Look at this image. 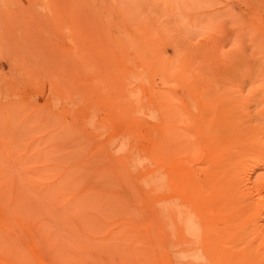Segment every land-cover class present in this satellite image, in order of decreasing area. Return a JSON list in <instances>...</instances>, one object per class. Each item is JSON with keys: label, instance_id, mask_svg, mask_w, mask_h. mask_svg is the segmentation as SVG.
Listing matches in <instances>:
<instances>
[{"label": "rangeland", "instance_id": "1", "mask_svg": "<svg viewBox=\"0 0 264 264\" xmlns=\"http://www.w3.org/2000/svg\"><path fill=\"white\" fill-rule=\"evenodd\" d=\"M215 98H221L219 103ZM262 101L264 0H0V218L22 216L39 226L40 243L46 246L50 239L47 247L42 245V257L63 258L55 259L58 264H264V166L257 150L251 160L242 148L245 130L255 129L253 120L263 117ZM237 108L244 119L237 117ZM257 127L254 134L262 129ZM202 129L211 136L205 137ZM224 133L227 138L233 133L238 149L235 138L226 139ZM197 135L203 138L195 140ZM217 135L218 141L212 137ZM241 148L247 160H234ZM151 149L159 154L152 155ZM226 153L230 157L224 159ZM235 167L247 172L241 173L243 180L237 177L241 184L233 181L242 188L227 175ZM250 173L256 177L248 189ZM215 185L224 198L232 188H247L252 199L238 189L232 193L241 198L224 199L218 191L216 198ZM205 187L209 199L201 197L207 195ZM218 199L224 207L211 203ZM3 231L2 261L8 257L10 264H37L25 243H18L16 231Z\"/></svg>", "mask_w": 264, "mask_h": 264}, {"label": "bare ground", "instance_id": "2", "mask_svg": "<svg viewBox=\"0 0 264 264\" xmlns=\"http://www.w3.org/2000/svg\"><path fill=\"white\" fill-rule=\"evenodd\" d=\"M43 7L46 9L45 5H44ZM43 7H42V8H43ZM76 10H78V9H76ZM40 12H41V11H40ZM46 12H48V11H46ZM118 13H119V12H118ZM78 17H79V15H78ZM133 21H134V20H133ZM78 22H79V19H78ZM134 22H135V21H134ZM134 22H132V23H134ZM128 23H129V22H128ZM75 24H77V23L75 22ZM78 24H79V23H78ZM136 25H137V24H136ZM78 26H79V25H78ZM78 26L76 25L77 28H78ZM133 27H134V26H133ZM135 27H136V26H135ZM138 27H139V26H137V28H138ZM79 28H80V27H79ZM79 28H78V29H79ZM129 28H130V27H129ZM146 28H147V26H146ZM134 29H135V28H134ZM78 34H79V33H78ZM80 34H81V33H80ZM80 36H81V35H80ZM145 36H146V33H145ZM77 37H78V36H77ZM126 38H127V37H126ZM148 38H149V37H148ZM148 38H147V40H148ZM150 38H152V39H150ZM150 38H149L150 42H149V40H148V42H149V43H152L153 37H150ZM155 38H156V37H154V39H155ZM80 39H82V37H81ZM84 39H85V38H84ZM137 40H138V39H136V42H137ZM145 40H146V39H145ZM156 40H157V39H156ZM77 41H78V38H77ZM77 41H76V42H77ZM126 42H127V41H126ZM146 42H147V41H146ZM146 42L144 41L145 44H146ZM157 42H158V41H157ZM145 44H143V45H145ZM121 45H122V43H121ZM149 45H150V44H149ZM149 45H148V46H149ZM119 46H120V45H119ZM119 46H118V47H119ZM125 47H127V45H126ZM136 47H137V46H136ZM145 48H146V47H145ZM145 48H144V49H145ZM148 48H149V47H148ZM110 49H111V48H110ZM135 49H136V48H135ZM121 51H123V50H121ZM130 53H131V52H130ZM135 53H136V52H135ZM159 53H160V52H159ZM121 54H122V53H121ZM126 54H127V53H126ZM128 54H129V53H128ZM128 54H127V55H128ZM123 55H124V54H122V56H123ZM161 55H162V54H161ZM104 56H105V54H104ZM125 56H126V55H125ZM139 56H141V55H139ZM144 56H145V54H144ZM89 57H90V56H89ZM101 57H103V56L101 55ZM120 57H121V56H120ZM106 58H107V57H106ZM121 58H122V57H121ZM139 58H140V57H139ZM145 58H146V57H145ZM82 59H83V58H82ZM161 59H162V58H161ZM227 59H228V58H227ZM91 60H92V58H91ZM91 60H90V58H89V61H91ZM97 60H98V59H97ZM157 61H159V60H156V62H157ZM164 61H165V60H164ZM233 61H234V59H233ZM80 62H81V61H80ZM80 62H79V63H80ZM87 62H88V61H87ZM118 62H119V61H118ZM136 62H137V61H136ZM83 63H84V62H83ZM83 63H82V64H83ZM166 63H167V62H166ZM92 64H93V63H92ZM149 64H150V63H149ZM149 64H148V65H149ZM151 64H152V63H151ZM230 64H233V63H230ZM239 64H240V63H239ZM239 64H238V66H239ZM90 65H91V64H90ZM98 65L100 66V64H98ZM132 65H133V64H132ZM165 65H166V64H165ZM169 65H170V64H168V66H169ZM233 65H234V64H233ZM236 65H237V64H236ZM88 66H89V64H88ZM88 66H87V68H88ZM106 66H107V65H105V64L103 65L104 68H105ZM109 66H110V65H109ZM111 66H112V65H111ZM78 67H79V66H78ZM83 67H85V66L83 65ZM90 67H91V66H90ZM92 67H94V66H92ZM145 67H146L145 69H147L148 67L150 68V66L147 67L146 64H145ZM157 67H158V66H157ZM163 67H165V66H163ZM163 67H162V69H163ZM233 67H234V66H233ZM101 68H102V67H101ZM237 68H238V67H237ZM142 69H143V68H142ZM151 69H153V67H152ZM154 69H155V68H154ZM154 69H153V71H154ZM171 69H172V68H171V65H170V70H171ZM235 69H236V68H235ZM156 70H157V72H158V71H162V70H160V69L158 70L157 68H156ZM179 70H180V68H179ZM237 70H238V69H237ZM147 71H148V70H147ZM164 71H165V68H164ZM171 71H172V70H171ZM182 71H183V70H182ZM182 71H181L180 73H182ZM168 72H169V71H166V73L163 72V74H168ZM184 72H185V71H184ZM184 72H183V73H184ZM234 72H235V71H234ZM158 73H159V72H158ZM171 73H172V72H171ZM236 73H237V71H236ZM122 74H123V73H122ZM163 74H162V75H163ZM174 74L177 75V73H174ZM184 74H185V73H184ZM184 74L182 75L183 77H184ZM145 75H146V74H145ZM185 75H186V74H185ZM247 75H248V74H247ZM248 76H249V75H248ZM152 77H153V76H152ZM163 77H164V76H162L161 79H162ZM164 78H165V77H164ZM164 78H163V79H164ZM168 78H170V77H168ZM178 78H180V77H178ZM117 79H118V78H117ZM155 79H157V77H155ZM173 79H174V78H173ZM165 80H167V79H165ZM165 80H164V81H165ZM174 80H175V79H174ZM183 80H184V79H183ZM185 80H186V79H185ZM162 81H163V80H162ZM177 81H178V79H177ZM186 81H187V80H186ZM193 82H195V81H193ZM119 83H122V82H119ZM165 83H166V81H165ZM184 83H185V81H184ZM186 83L189 84V85H192V84H193V83L190 84V83H188V82H186ZM186 83H185V84H186ZM118 85H119V84H118ZM189 85H188V87H189ZM196 85H198V87L201 86V85L199 86L198 83H197ZM261 86H263V85H261ZM116 87H117V81H116ZM121 87H122V86H121ZM192 87H193V85H192ZM194 87H195V86H194ZM202 87H203V86H202ZM224 87H226V86H224ZM224 87H223V88H224ZM209 88L211 89V87H209ZM209 88H206V89H209ZM240 88H242V87H239L238 90H239ZM258 88H261V87H258ZM206 89H205V91H206ZM214 89H215V88H214ZM229 89H231L230 91H232V88L227 86V91H228ZM253 89H254V88H253ZM262 89H263V88H262ZM213 91H214V90H213ZM219 91H220V90H219ZM221 91H226V90H223V89H222ZM242 91H243V90H242ZM242 91H241L240 93H242ZM154 92H155V90H154ZM209 92H210V91H209ZM255 92H257V88H256V91H255ZM259 92H260V91H259ZM259 92H257V93H259ZM207 93H208V91H207ZM245 93H246V92H245ZM155 94H158V93H155ZM217 94H218V93H217ZM254 94H256V93H254ZM261 94H262V93H261ZM79 95H80V94H79ZM158 95H159V94H158ZM219 95H221V94H219ZM223 95L227 96V94H223ZM258 95H259V94H256L257 97H259ZM160 96H161V95H160ZM204 96H205V95H204ZM212 96H213V95H212ZM239 96H240V95H239ZM239 96H238V97H239ZM244 96H245V94H244ZM244 96H242V98H243ZM246 96H247V95H246ZM256 96H255V97H256ZM261 96H262V95H261ZM206 97H207V96H205L204 99H203V98L200 99L201 97L199 96V99H200V100H205ZM221 97H222V96H221ZM230 97L232 98V96L229 95V98H230ZM234 97H236V96L234 95ZM257 97H256V98H257ZM155 98H156V97H155ZM155 98H154V99H155ZM239 98H240V97H239ZM239 98H238V99H239ZM159 99H162V98L160 97ZM215 99L218 100V98H215ZM220 99H221V98H219V100H220ZM222 99H223V98H222ZM244 99H245V100H248L246 97H245ZM244 99H243V100H244ZM249 99H250V98H249ZM219 100H218V103H219ZM231 100H232V99H231ZM245 100H244V101H245ZM258 100H259V99H258ZM157 101H158V100H157ZM206 101H207V100H206ZM206 101H205V102H206ZM210 101H212V100H210ZM249 101H250V100H249ZM251 101H252V100H251ZM253 101H255V99H254ZM159 102H160V101H159ZM214 102H215V100H214ZM220 102H221V101H220ZM241 102H242V101H241ZM262 102H263V101H262ZM138 103H139V102H138ZM156 103H157V102H156ZM202 103H203V102H202ZM202 103H201V104H202ZM209 103H210V102H209ZM228 103H230V102H228ZM228 103H227V105L225 104V107L228 106ZM238 103H239V102H238ZM243 103H247V102H243ZM263 103H264V102H263ZM263 103H262V104H263ZM157 104H158V103H157ZM160 104H161V103H160ZM207 104H208V103H207ZM212 104H213V102H211V105H212ZM239 104H240V103H239ZM241 104H242V103H241ZM138 105H139V104H138ZM162 105L164 106V104H162ZM162 105H161V106H162ZM165 105H166V104H165ZM203 105H205V104L203 103ZM213 105H214V104H213ZM158 106H159V105H158ZM163 106H162V107H163ZM206 106H207V105H206ZM214 106H215V105H214ZM217 107H218V106H217ZM164 108H165V106H164ZM206 108H207V107H206ZM212 108H213V107H212ZM215 108H216V107H214L213 109L215 110ZM221 108H222V105H221ZM223 108H224V105H223ZM223 108L220 109V110H223ZM229 108H230V107H229ZM263 108H264V107H263ZM140 109H141V107H140ZM161 109H162V108H161ZM161 109H160V110H161ZM218 109H219V108H218ZM226 109H227V110H226ZM226 109H225V111L228 112V108H226ZM234 109H235V107H233L232 110L230 109L231 112H232ZM238 109H239V108H237V110H238ZM230 110H229V111H230ZM239 110H241V109H239ZM239 110H238L237 113H236V114L238 115L237 117H241V116H242V115H241V116L239 115ZM138 111H139V110H138ZM234 111H235V110H234ZM139 112H140V111H139ZM213 112H214V111H213ZM222 112H223V111H222ZM235 112H236V111H235ZM228 113L233 115V112H232V113L228 112ZM134 114H135V113H134ZM164 114H165V112H164ZM209 114H210V113H209ZM209 114H208V115H209ZM240 114H242V113H240ZM205 115H207V113H206ZM214 115H215V114H212V116H211V115H210V116H211V117H214ZM219 115L221 116V117L219 116L220 119H225V116L223 117L221 114H219ZM259 115H260V113H259ZM217 116H218V115H217ZM262 116H263V117L261 118V121L263 120L262 122L264 123V114H263ZM164 117H165V116H164ZM166 117H167V116H166ZM243 117H244V116H242V118H243ZM246 117H247V115H246ZM249 117H250V116H249ZM259 117H260V116H259ZM226 118H227V117H226ZM231 118H232V117H231ZM231 118H230V119H231ZM257 118H258V117H257ZM147 119H148V118H147ZM230 119L227 118L226 120L229 121ZM232 119H234V118H232ZM232 119H231V120H232ZM236 119H237V118H236ZM236 119H235V121H236ZM239 119H240V121H242L244 118H243L242 120H241V118H239ZM246 119H248V118H246ZM250 119H251V118H250ZM258 119H259V118H258ZM168 120L170 121L171 119H168ZM214 120H215V119H214ZM248 120H249V119H248ZM166 121H167V120H166ZM169 121H168V122H169ZM199 121H200V120H199ZM206 121H207V120H206ZM243 121H244V120H243ZM261 121H260V120H255V121L253 120V122H255V123H253V124H256V122H257V126L262 125V129H263L264 126H263V124H262ZM164 122H165V121H164ZM223 122H224V121H223ZM229 122H230V121H229ZM250 122H251V123H250ZM258 122H259V123H258ZM260 122H261V123H260ZM208 123H209V121H208ZM244 123H245V122H244ZM249 123L252 124V119H251V121L249 120ZM93 124H94V123H93ZM200 124H201V122H200ZM209 124H210V123H209ZM217 124H218V122H217ZM238 124H239V123H238ZM258 124H259V125H258ZM164 125H165V124H164ZM207 125H208V124H207ZM212 125H213V124H212ZM202 126H203V125L201 124V127H202ZM204 126L206 127V129L208 128V126H206V125H204ZM233 126H234V125H232V127H233ZM235 126H236V125H235ZM240 126H241V125H240ZM257 126H256V127L254 126V127H255V129H257V131H258V127H257ZM201 127H200V131H201ZM211 127L213 128V126H211ZM211 127H210V129H211ZM214 127H216L215 124H214ZM217 127H218V126H217ZM222 127H223V126H222ZM227 127H228V126H227ZM162 128H163V127H162ZM202 128H203V127H202ZM218 128H219V127H218ZM238 128H240L239 125H238V127H237L236 129H238ZM242 128H243V127H242ZM244 128H245V127H244ZM214 129H215V128H214ZM216 129H217V128H216ZM216 129H215V130H216ZM220 129H221V127H220ZM229 129H231V128L229 127ZM232 129H233V128H232ZM255 129H251V127H250L249 130H245V131H248V133L245 132V133H246V137L248 136V139H247V141H246L247 144H246V143H243V142H242V143H243L244 145H247V146H244V145L242 144V148L245 149L246 151H249V153L251 154L250 158L252 157L251 160H252L253 158H255V156H256V155H255V156H252V153H253L254 151L257 150L256 152H258V153H256V152H254V153H256L257 156H261V158H260V157H257V158H260V159L262 160V161L260 160V161H261L260 164H261L262 167H263V166H264V162H263V161H264V140L262 139V137L260 138V136H261L260 134L263 135V131H262L261 128H259V130H260V131H259V134H254L253 131H254ZM162 130L164 131V129H162ZM217 130H218V129H217ZM252 130H253V131H252ZM163 131H162V133L164 134ZM167 131L169 132V130H167ZM212 131H213V130H212ZM238 131L240 132L241 130L238 129ZM255 131H256V130H255ZM257 131H256V132H257ZM168 132H165V134L168 133ZM203 132H204L205 135L203 134ZM213 132H214V131H213ZM219 132H220V131H218V133H219ZM242 132H243V130H242ZM227 133H228V132L226 131V134H227ZM194 134H195V133H194ZM202 134L206 137V134H209V133H208V132H205V131L202 129ZM228 134H229V133H228ZM230 134H231V135H230V138H231V139H234L235 136H234L233 138L231 137L233 133H230ZM168 135H169V134H168ZM209 135H210V134H209ZM224 135H225V133H224ZM238 135H240V133H237V134H236V137H237ZM242 135H243V134H242ZM242 135H241V136H242ZM259 135H260V136H259ZM195 136H196V135H195ZM197 136H198V135H197ZM210 136H211V135H210ZM210 136H209V137H210ZM219 136H220V135H219ZM228 136H229V135H228ZM228 136L225 135L226 139H230V138H227ZM244 136H245V135H244ZM212 137H213V138L216 137V138H214V139H216V141H218V140H217L218 135H217V136H212ZM220 137H221V138H225V137H223V136H220ZM238 137H239V136H238ZM153 138H154V137H153ZM163 138H165V136H164ZM166 138H167V137H166ZM201 138H203V137H201ZM201 138H199V136H198V138H195V140H198V139H201ZM210 138H211V137H210ZM208 139H209V138H208ZM208 139H207V141H208ZM219 139H220V138H219ZM226 139H221V142H222V140L225 141ZM126 140H127V139H126ZM195 140H194V141H195ZM212 140H213V139H212ZM244 140H246V139H244ZM244 140H243V141H244ZM203 141H205V138H204ZM219 141H220V140H219ZM227 141H228V140H227ZM238 141H239V140H238ZM126 142H127V141H126ZM163 142H164V141H163ZM233 142H234V145H233V146H236L235 148H237V147H238V145H237V143H238V142H237V139L235 138V139L232 141V143H233ZM244 142H245V141H244ZM123 143H124V142H123ZM164 143H165V142H164ZM197 143H198V142H197ZM200 143H201V142H200ZM200 143H199V145H200ZM203 143H204V142H203ZM208 143L210 144V142H208ZM224 143H225V142H224ZM229 143H230V142H229ZM153 144H154V141H153ZM153 144H152V145H153ZM161 144H162V143L160 142V145H161ZM166 144H167V143H166ZM201 145H202V144H201ZM201 145H200V146H201ZM223 145H224V144H223ZM1 146H2V145H1ZM120 146H121V145H120ZM120 146H119V147H120ZM163 146H165V144H164ZM163 146H162V147H163ZM167 146H168V145H167ZM195 146H196V145H195ZM197 146H198V145H197ZM200 146H199V147H200ZM210 146H211V144H210ZM220 146H221V145H220ZM240 146H241V145H240ZM243 146H244V147H243ZM2 147H3V146H2ZM165 147H166V146H165ZM213 147H214V148L216 149V151H217V148H218V147H217V146H216V147L213 146ZM213 147H212V149H210V150H213ZM245 147H246V148H245ZM29 148H30V147H29ZM117 148H118V147H117ZM157 148L160 149V147H157ZM209 148H210V147H209ZM209 148H208V149H209ZM242 148H241V149H242ZM247 148H248V149H247ZM0 149H1V148H0ZM121 149H122V148H121ZM121 149H120V151H121ZM161 149H162V148H161ZM167 149H168V147H167ZM167 149H166V150H167ZM223 149H225V147H223L222 150H223ZM237 149H238V148H237ZM243 149H242V151L239 150V151L241 152V155H242V153H243L244 156L247 155V157H248L249 155H248L247 153H245L246 151L244 152ZM118 150H119V149H118ZM125 150H126V149H125ZM197 150L199 151L200 148L198 149V147H197ZM202 150H203V149H202ZM227 150H228V149H227ZM150 151H152V152H150L152 155L155 153L152 149H151ZM156 151H157V150H156ZM223 151H224V150H223ZM223 151H222V153L226 152V151H224V152H223ZM259 151H260V152H259ZM158 152H159V150H158ZM158 152H157V153H158ZM165 152H166V151H165ZM196 152H197V151H196ZM199 152H200V151H199ZM202 152H203V151H201V154H202ZM240 152H239V154H240ZM251 152H252V153H251ZM157 153H155V155H156ZM166 153H167V152H166ZM197 153H198V152H197ZM197 153H196V154H197ZM217 153H218V152H217ZM222 153H221V154H222ZM236 153H238V152H236ZM112 154H113V153H112ZM158 154H159V153H158ZM160 154H161V153H160ZM162 154H164V153H162ZM214 154H216V152H214ZM226 154H227V153H226ZM239 154H235L234 156H236V157L232 156V157H234L233 159L235 160V159L237 158L236 160L239 161V160H241L242 158H244L245 160H247V157H246V156H245V157H240V156H241V155H240V156H239L240 158L237 157V155H239ZM4 155H5V154H4ZM7 155H8V154L6 153V156H7ZM115 155H116V154H115ZM115 155H114V156H115ZM192 155H193V154H192ZM207 155H208V154H207ZM212 155H213V154H212ZM230 155H232V154H230ZM8 156H9V155H8ZM157 156H158V155H157ZM161 156H163V155H161ZM196 156H198V155H196ZM199 156H200V154H199ZM201 156H202V155H201ZM209 156H210V155H209ZM213 156H214V155H213ZM216 156H217V155H216ZM218 156H219V155H218ZM218 156H217V157H218ZM163 157H164V156H163ZM189 157H190V156H189ZM189 157H187V159H188ZM193 157H194V161H195L196 157H195V156H193ZM221 157L223 158V156H221ZM221 157H220V158H221ZM227 157H230V156H228V154H227V156H225L224 159L227 158ZM9 158H10V157H8V159H9ZM22 158H23V157H22ZM25 158H26V157H25ZM72 158H74V157H72ZM150 158H152V157H150ZM158 158H159V156H158ZM190 158H191V157H190ZM199 158H200V157H199ZM201 158H202V157H201ZM210 158H211V156H210ZM161 159H162V158H161ZM161 159H160V160H161ZM177 159H178V158H177ZM191 159H192V158H191ZM231 159H232V158H231ZM10 160H11V158H10ZM21 160H22V159H21ZM164 160H165L164 162H166V159H164ZM175 160H176V159H175ZM175 160L173 159V161H175ZM208 160H209V159H208ZM216 160H217V158H215L214 161H216ZM218 160H219V159H218ZM221 160H223V159H220V161H221ZM245 160H243V161H245ZM257 160H258V159H257ZM37 161H38V160H37ZM183 161H184V160H183ZM183 161H182V162H183ZM21 162H23V161H21ZM25 162H27V161H25ZM25 162H24V163H25ZM41 162H42V161H41ZM177 162H178V161H177ZM177 162H176V163H177ZM195 162H197V161H195ZM223 162H224V161H223ZM235 162H236V161H235ZM253 162H254V161H253ZM257 162H259V160H258ZM11 163H12V161H11ZM38 163H39V162H38ZM153 163L155 164L156 162H153ZM162 163H163V159H162ZM169 163H171V161H170ZM178 163H179V162H178ZM209 163H210V162H209ZM241 163H242V162H241ZM262 163H263V164H262ZM36 164H37V163H36ZM36 164H34V165H36ZM76 164H77V163H76ZM158 164H161V163H158ZM185 164H186V163H185ZM195 164H196V163H195ZM202 164H203V163H202ZM202 164H201V165H202ZM256 164L259 165L258 163H256ZM45 165H46V164H45ZM119 165H121V164H119ZM155 165H156V164H155ZM174 165H175V164H174ZM244 165H247V164L245 163ZM244 165H243V166H244ZM252 165H253V163H252ZM257 165H256V166H257ZM32 166H33V165H31V167H32ZM78 166H79V165H78ZM156 166H157V165H156ZM202 166H203V165H202ZM214 166H215V165H214ZM216 166H217V164H216ZM219 166H220V165H219ZM247 166H249V165H247ZM250 166H251V164H250ZM36 167H37V166H36ZM57 167H58V166H57ZM114 167H115V164H114ZM116 167H117V166H116ZM151 167H152V166H151ZM167 167H168V166H167ZM171 167H172V166H171ZM171 167H170V165H169V169H170ZM175 167H176V166H175ZM198 167H199V166H198ZM198 167H196V168L198 169ZM203 167H204V166H203ZM220 167L222 168V166H220ZM252 167H253V166H252ZM257 167H258V166H257ZM63 168H64V167H63ZM74 168H75V167H74ZM81 168H82V167H81ZM123 168H124V167H123ZM177 168H178V167H177ZM177 168H176V171H177ZM181 168H183V167H181ZM192 168H193V167H192ZM201 168H202V167H200V169H201ZM214 168L217 169V168H219V167H214ZM223 168H226L225 165H224ZM227 168H228V167H227ZM237 168H238V167H235V169H237ZM31 169H33V168H31ZM31 169H29V170H31ZM76 169H77V168H76ZM79 169H80V168H79ZM141 169H142V168H141ZM172 169H173V168H172ZM179 169H180V168H178V170H179ZM190 169H191V168H190ZM209 169H210V168H209ZM216 169L213 171V172L215 173L214 175H216V173L219 172V171H216ZM228 169H230V168H228ZM231 169H232V171H233V172H232V171L229 170V172H230L231 174H229V173L227 174V173H226L227 175H229L230 178L233 177L232 179H230V180H232L231 184H232L233 186L237 185L239 188H242V187H240V185H238V183L241 184V183H240V180H243V179H244V178L242 179V177H241L242 174H241V173L246 172V171H244L245 168H241V169L238 168V169L236 170V173H235L236 175H235V174L232 175V173H234L235 169H234V170H233V168H231ZM248 169H249V167H248ZM248 169H247V171H248ZM251 169H252V168H251ZM257 169H258V168H257ZM202 170L204 171V168H203ZM218 170H220V169H218ZM239 170H240V171H239ZM252 170H253V169H252ZM262 170H264V167H263ZM51 171H52V170H51ZM69 171H70V170H69ZM69 171H67V172H69ZM71 171H72V170H71ZM181 171H182V169H181ZM181 171H180V172H181ZM203 171H202V172H203ZM238 171H239V172H238ZM243 171H244V172H243ZM249 171H250V170H249ZM258 171H259V170H258ZM34 172H35V171H34ZM37 172H38V174L41 173L40 170L37 171ZM43 172H44V171H43ZM49 172H50V170H49ZM67 172H66V173H67ZM178 172H179V171H178ZM178 172H177V173H178ZM188 172H189V171H188ZM223 172H224V171H223ZM223 172H221V174H222ZM30 173H31V172H30ZM32 173H33V172H32ZM185 173H186V172H185ZM203 173H204V172H203ZM206 173H207V172H206ZM209 173H212V172L209 171ZM209 173H208V174H209ZM224 173H225V172H224ZM246 173H247V172H246ZM42 174H43V173H42ZM174 174H175V173H174ZM181 174H182V173H181ZM191 174H192V173H191ZM191 174H190V175H191ZM201 174H202V173H201ZM221 174L217 177L218 180L220 179L219 177L223 175V174H222V175H221ZM226 174H224V175H226ZM237 174H238V176H237ZM239 174H240V176H239ZM244 174H245V173H244ZM244 174H243V175H244ZM250 174H251V173H250ZM250 174H248L249 176H247V177L245 178V179H246V182L248 183L247 185H250V188H249L248 186H245L246 184L244 185V188L248 187V189H251V187H252V188L254 187V186H252V185H253L252 179L255 178L256 176L253 177L252 174H251V176H250ZM253 174H254V173H253ZM257 174H259V172H258ZM261 174H264V172L261 173ZM29 175H30V174H29ZM138 175H139V174H138ZM177 175H179V174H177ZM185 175H186V174H185ZM185 175H184V176H185ZM210 175H211V174H210ZM210 175H208V177H209ZM224 175H223V176H224ZM243 175H242V176H243ZM259 175H260V174H259ZM259 175H258V176H259ZM32 176H33V174H32ZM35 176H36V173H35ZM75 176H76V175H75ZM195 176H196V175H195ZM211 176H213V175H211ZM33 177H34V176H33ZM39 177H40V175H39ZM45 177H46V176H45ZM65 177H70V176H66V175H65ZM176 177H177V176H176ZM179 177H183V176H179ZM187 177H188V176H187ZM189 177H190V176H189ZM227 177H228V176H227ZM237 177H238L239 179H240V177H241V179L239 180V179H237ZM244 177H245V176H244ZM262 177H263V176H262ZM262 177L259 176L258 178H259V179H260V178L262 179ZM9 178H10V177H9ZM36 178H37V177H36ZM40 178H41V177H40ZM61 178H62V177H61ZM61 178H60V179H61ZM79 178H80V177H79ZM191 178H192V177H191ZM196 178H197V177H196ZM196 178H195V179H196ZM258 178H257V179H258ZM6 179H7V178H6ZM60 179H59V180H60ZM77 179H78V178H77ZM81 179H82V178H81ZM163 179H164V178H163ZM175 179H176V178H175ZM184 179H186V177L183 178L182 181H184ZM187 179H190V178H187ZM192 179H193V178H192ZM192 179H191V180H192ZM206 179H207V177H206ZM217 179L215 180L216 182H217ZM228 179H229V178H228ZM32 180H33V179H32ZM37 180H39V179H37ZM41 180H42V179H40L39 181H41ZM46 180H47V179H46ZM61 180H62V179H61ZM78 180H79V179H78ZM177 180H178V179H176V182H177ZM179 180H180V179H179ZM179 180H178V183H179ZM220 180H221V179H220ZM220 180H219V181H220ZM230 180H229V181H230ZM238 180H239V181H238ZM254 180H256V179H254ZM48 181H49V178H48ZM48 181H46V182H48ZM64 181L67 182V180H64ZM194 181H195V180H194ZM197 181H198V180H197ZM202 181H203V183H204V180H202ZM211 181H212V179H211ZM211 181H210V183H211ZM215 181H212V183L215 182ZM221 181H222V180H221ZM226 181H227V180H226V177H225V179L223 180V182H226ZM233 181H236V182L238 181V183L236 184V182H233ZM260 181H261V180H260ZM260 181H259V182H260ZM43 182H44V181H43ZM50 182H51V181H50ZM69 182H70V181H69ZM84 182H85V181H84ZM91 182H93V180H92ZM155 182H156V181H155ZM165 182H166V181H165ZM192 182H193V180H192ZM195 182H196V181H195ZM195 182H194V183H195ZM207 182L209 183V179L207 180ZM16 183H17V182H16ZM37 183H38V182H37ZM52 183H54V182H52ZM183 183H184V182H183ZM196 183H197V182H196ZM196 183H195V184H196ZM203 183H202V184H203ZM217 183H218V182H217ZM233 183H235V184H233ZM243 183H244V182H243ZM260 183H261V182H260ZM9 184H10V183H9ZM35 184H36V183H35ZM40 184H41V182H40ZM47 184H48V183H47ZM47 184H46V185H47ZM59 184H60V183H59ZM181 184H182V183H181ZM206 184H207V183H206ZM206 184H204V185H202V186H205ZM221 184L223 185V183H221ZM261 184H262V183H261ZM42 185L45 187V184H42ZM42 185H40V186H42ZM48 185H49V184H48ZM62 185H63V183H62ZM67 185H68V184H67ZM67 185H66V186H67ZM90 185H91V184H90ZM90 185H89V187H90ZM178 185H179V184H178ZM185 185H186V184H185ZM185 185H184V186H185ZM188 185L190 186L189 182H188ZM188 185H187V186H188ZM216 185H217V184H216ZM216 185H215V189L213 188V189L215 190V192H214L215 194H213V193H211V194H213V196L216 195L215 197L217 198V197H219V193H220V194H221V197H223V196H224V195L222 196L223 191L221 190L222 192H219L218 189L216 190V187H217L219 184H218L217 186H216ZM222 185H221V187H222L223 190H224L223 186H224V187H225V186H227V187L230 186V185H223V186H222ZM57 186H58V184H57ZM72 186L75 188L74 185H72ZM144 186H145V184H144ZM146 186H147V185H146ZM168 186H169V185H168ZM184 186H183V187H184ZM193 186H194V184H193ZM193 186H191V187H193ZM199 186H200V185H199ZM206 186L211 188V186H209V185H206ZM259 186L261 187V185H259ZM259 186H258V188H259ZM33 187H35V188L32 189V190H36V189L38 190V188H36V186H33ZM69 187H70V186H69ZM69 187H68V188H69ZM93 187H94V186H93ZM93 187L91 186V188H93ZM183 187H181V188H183ZM195 187H198V185L195 186ZM219 187H220V186H219ZM219 187H218V188H219ZM227 187H226V188H227ZM235 187H236V186H235ZM58 188H59V187H58ZM58 188H55V189H58ZM71 188H72V187H71ZM77 188H78V187H77ZM77 188H75V189L77 190ZM145 188H146V187H145ZM165 188H166V187H165ZM170 188H171V187H170ZM201 188H202V187H201ZM239 188H236V189H238V190L240 191L241 189H239ZM43 189H44V188H43ZM45 189L47 190L48 187L46 186ZM45 189H44V191H45ZM65 189H66V188H65ZM75 189H74V193H75ZM213 189H208V190H213ZM234 189H235V188H232L231 191H230L229 193H228V191H229L228 189H227V191L225 190V193H226V194H227V193H228V194L231 193L232 196L230 195V197H231L232 199H233V197L235 198V197L238 196V194H235V196H233V193H232V192L234 191V193H235V191H236V189H235V190H234ZM248 189H247V188H246V189H243V191H244V190L247 191ZM261 189H262V187H261ZM59 190H60V189H58L57 192H58ZM88 190H90V189H88ZM170 190H171V189H170ZM214 190H213V191H214ZM232 190H233V191H232ZM253 190H254V189H253ZM253 190H252V191H253ZM255 190H257V189L255 188ZM60 191H61V190H60ZM63 191H64V190H63ZM77 191H78V190H77ZM91 191H92V190H91ZM200 191H201V190H200ZM200 191H199V193H200ZM202 191L205 192L207 195H204V194L202 195V193H200V194L202 195L201 197L206 196V197H208V199L211 197L210 192L206 190V187H205V190H202ZM216 191H218L219 193L217 194ZM239 191H238V192H239ZM241 191H242V190H241ZM243 191L241 192V194L246 195V196H245V197H246L245 199H247L248 197L251 196V195H249V194H250L249 192H248V193H249V194H248L247 192L244 191V192L246 193V194H245ZM260 191H261V190H260ZM11 192H12V191H11ZM20 192H21V191H20ZM28 192H29V191H28ZM55 192H56V191H55ZM55 192H54V193H55ZM57 192H56V193H57ZM64 192H66V191H64ZM87 192H88V191H87ZM123 192H124V191H123ZM125 192H126V191H125ZM197 192H198V191H197ZM208 192H209V194H208ZM211 192H212V191H211ZM33 193H34V192H33ZM52 193H53V192H52ZM52 193H51V194H52ZM56 193H55V195H56ZM159 193H160V192H159ZM183 193H185V192H183ZM190 193H191V192H190ZM199 193H198V194H199ZM253 193H254V191H253ZM256 193H257V192H256ZM256 193H255V195H256ZM2 194H3V193H2ZM7 194H8V193H7ZM20 194H21V193H20ZM30 194H31V191H30ZM41 194H42V193H41ZM125 194H126V193H125ZM226 194H225V195H226ZM239 194H240V192H239ZM241 194H240V196H238V198H241ZM260 194H261V193H258V195H259L260 197H262ZM5 195H6V194H5ZM22 195H23V194H21V197H22ZM32 195H33V194H32ZM55 195H54V196H55ZM57 195H58V193H57ZM82 195H83V194H82ZM103 195H104V194H103ZM183 195H184V194H183ZM191 195H192V194H191ZM243 195H242V197H243ZM247 195H249V196H247ZM262 195H263V194H262ZM14 196H15V195H14ZM43 196H44V195H43ZM60 196H61V195H60ZM125 196H126V195H125ZM195 196H197V195L195 194ZM209 196H210V197H209ZM252 196H253V195H252ZM4 197H5V196H4ZM15 197H16V196H15ZM23 197H24V196H23ZM50 197H52V195H51ZM55 197H56V196H55ZM88 197H90V195H89ZM92 197H93V196H92ZM106 197H107V196H106ZM116 197L118 198L117 195H116ZM191 197H193V196H191ZM201 197H200V198H201ZM215 197H214V198H215ZM221 197H220V198H221ZM225 197H226V198H224V197H223V198H224V199H228V200H229V198H230V197L228 198L227 195H226ZM13 198H14V197H13ZM37 198H38V197H37ZM108 198L110 199V197H108ZM122 198H123V196H122ZM189 198H190V197H189ZM203 198H205V197H203ZM203 198H202V199H203ZM216 198H215V199H216ZM231 198H230V199H231ZM250 198H251V197H250ZM25 199H26V198H25ZM29 199H30V198H29ZM65 199H66V198H65ZM72 199H73V198H72ZM89 199H90V198H89ZM92 199H93V198H91V200H92ZM95 199H96V198H95ZM95 199H94V200H95ZM125 199H126V198H125ZM206 199H207V198H206ZM206 199H205V200H206ZM211 199H212V198H211ZM211 199H210V200H211ZM251 199H252V198H251ZM261 199H262V198H261ZM261 199H260V202H261ZM68 200H69V199H68ZM94 200H93V202L97 203L96 200H95V201H94ZM97 200H98V199H97ZM100 200H101V199H100ZM112 200H113V199H112ZM123 200H124V199H123ZM213 200H214V199H213ZM218 200H219V199H218ZM234 200H236V199H234ZM248 200H249V199H248ZM263 200H264V199H263ZM263 200H262V201H263ZM21 201H22V199H21ZM24 201H25V200H24ZM24 201H23V202H24ZM38 201H39V200H38ZM57 201H58V200H57ZM65 201H66V200H65ZM78 201H81V200H78ZM101 201H102V200H101ZM101 201H98V204H100ZM221 201L225 202L224 200H219V201H216V200H215V202L212 201L211 203L214 204V205H216V204H218V203L220 202V204H218L219 207H220V205H222V204H221V203H222ZM51 202H52V201H51ZM53 202H54V201H53ZM53 202H52V203H53ZM68 202H70V201H68ZM102 202L105 203L106 201L104 200V201H102ZM102 202H101V203H102ZM200 202H201V201H200ZM209 202H210V201H209ZM217 202H218V203H217ZM229 202H230V201H226V203H229ZM257 202L260 203L258 200H257ZM15 203H16V202H15ZM35 203H37V202H35ZM52 203H50V204H52ZM66 203H67V202H66ZM103 203H102V204H103ZM110 203H112V202L110 201ZM110 203H109V204H110ZM118 203H119V202H118ZM202 203H203V202H202ZM255 203H256V202H255ZM261 203H262V202H261ZM263 203H264V202H263ZM23 204H24V203H23ZM43 204H44V202H43ZM50 204H49V205H50ZM53 204H54V203H53ZM53 204H52V205H53ZM62 204H63V203H62ZM62 204H61V205H62ZM64 204H65V203H64ZM109 204H108V205H109ZM197 204H198V203H197ZM224 204H225V203H224ZM224 204L222 205V207H224ZM19 205H21V204L19 203ZM38 205H39V204H38ZM46 205H47V204H46ZM55 205H56V204H55ZM59 205H60V204H59ZM59 205H58V206H59ZM88 205H89V204H88ZM116 205H117V204H116ZM205 205H208V204L205 203ZM210 205H211V204H210ZM218 205H217V206H218ZM256 205H257V204H256ZM17 206H18V205H17ZM43 206H44V205H43ZM53 206H54V205H53ZM82 206H83V205H82ZM85 206H86V204H85ZM103 206H105V204H104ZM257 206H258V205H257ZM261 206H262V204H261ZM263 206H264V205H263ZM2 207H3V206H2ZM22 207H25V206H22ZM54 207H55V206H54ZM61 207H62V206H61ZM76 207H77V206H76ZM97 207H98V206H97ZM105 207H106V206H105ZM107 207H109V206H107ZM113 207H114V205L112 206V208H113ZM39 208H40V207H39ZM77 208H78V207H77ZM98 208H99V207H98ZM101 208H102V207H101ZM63 209H64V206H63ZM65 209H66V208H65ZM67 209H69V207H68ZM81 209H83V208H81ZM81 209H80V210H81ZM104 209H105V208L100 209V211H102V210H104ZM107 209H108V208H107ZM107 209H106V210H107ZM109 209L111 210L110 207H109ZM258 209H260V207H258ZM258 209H257V210H258ZM113 210H116V207H115L114 209H112L111 211H113ZM61 211H62V210H61ZM81 211H82V210H81ZM83 211H85V210H83ZM86 211H87V210H86ZM104 211H105V210H104ZM104 211L101 212V213L103 214ZM107 211H108V210H107ZM116 211H117V210H116ZM260 211H261V209H260ZM79 212H80V211H79ZM108 212H109V211H108ZM114 212H115V211H114ZM67 213H68V212H66V214H67ZM70 213H71V212H70ZM70 213H69V214H70ZM81 213H83V212H81ZM99 213H100V212H99ZM263 213H264V212H263ZM6 214H7V213H6ZM16 214H17V213H16ZM20 214H21V213H20ZM63 214H64V213H63ZM69 214H68V215H69ZM73 214H74V213H73ZM71 215H72V213H71ZM81 215H82V214H81ZM84 215H85V214H84ZM3 216H4V215H3ZM3 216L0 218V230H1V231L4 230L2 233L5 234L6 231H7L6 234H8L9 232H13L12 230L16 231V233L19 234V237H21V238H18V237L16 238L17 240L20 239V241L18 240V241H19L18 243H21V245H23V244L25 243V246H26L27 248H29V251L31 252V257H32V259H35V261L37 262V264H55V263L58 264V262L61 261V260L63 259V258H62V259H59L57 256H56V258H55V257H53L54 255H53L52 257L49 256V257H51V258H49L48 256H47V258H43V257H42L43 254H42L41 251L43 250V246H45V245H43V244L40 243V237H41V236H40L39 233L37 234V231H38L39 226H36V224L34 225V223H33V225H32L31 223H30V224H29V223H26L25 220L23 221L24 217H22V216H21L22 221H21V219H20V220H15V221H14L13 218H12L13 221H12V220L9 221V219H8L9 217H3ZM19 217H20V216H19ZM72 217H73V216H72ZM77 217H78V216H76V218H77ZM66 218H67V216H66ZM68 218H71V217L69 216ZM68 218H67V219H68ZM82 218H84V217H82ZM74 219H75V217H74ZM85 219H86V218H85ZM70 220H71V219H70ZM76 220H77V219H76ZM80 220H82V219H80ZM65 221H66V220H65ZM65 221H64V222H65ZM72 221H74V220H72ZM84 221H85V220H84ZM94 223H95V222H94ZM86 225H87V224H86ZM97 227H98V225H97ZM83 228H84V227H83ZM86 228H87V230H88V227H86ZM86 228H85V229H86ZM98 228H99V227H98ZM85 229H84V231H86ZM1 231H0V232H1ZM8 231H9V232H8ZM78 231H79V230H78ZM82 231H83V230H82ZM80 234H81V233H80ZM87 234H89V233H87ZM90 236H92V235H90ZM110 236H111V234H110ZM15 237H16V236H13V238H15ZM41 238H42V237H41ZM83 238H84V237H83ZM16 239H15V240H16ZM21 239H22V242H21ZM43 239H44V238H43ZM48 239H49V238H48ZM75 240H76V239H75ZM23 242H24V243H23ZM49 242H50V239H49ZM49 242H47V245H46L45 247L48 246V243H49ZM16 243H17V242H16ZM42 245H43V246H42ZM17 246H18V245H17ZM23 246H24V245H23ZM25 246H24V247H25ZM45 247H44V248H45ZM96 248H97V247H96ZM27 250H28V249H27ZM101 250H102V249H101ZM82 251H83V250H82ZM99 251H100V250H99ZM99 251H98V252H99ZM106 251H107V250H106ZM1 253H2V251L0 252V257H2V258H0V264H10V263H9L10 259H9L8 257H7L8 259L6 258L7 261H2V260H1V259H5V257H3V256H6V255H3V254H2L3 256H1ZM55 255H56V254H55ZM76 255H77V254H76ZM92 255H93V254H92ZM99 255H100V254H99ZM77 256H78V255H77ZM79 256H80V255H79ZM90 256H91V255H90ZM44 257H45V256H44ZM83 257H84V256H83ZM92 257H94V256H92ZM98 257H99V256H98ZM98 257H97V258H98ZM48 258H49V259H48ZM57 258L59 259V261H57V260H58ZM75 258H76V257L74 256L72 259H75ZM84 258H86V257H84ZM87 258H88V257H87ZM89 258H90V257H89ZM100 258H101V257H100ZM100 258H99V259H100ZM46 259H47V260H46ZM55 259H57V260H56L57 262L55 261ZM81 259H82V258H81ZM95 259H96V258H95ZM99 259H97V260L99 261ZM82 260H83V259H82ZM75 261H76V260H74V262H75ZM79 261H80V260H79ZM101 261H102V260H101ZM76 262H78V260H77ZM76 262H75V264H76ZM22 263H23V262H22ZM59 263H60V262H59ZM72 263H73V262H72ZM20 264H21V263H20ZM24 264H25V263H24ZM26 264H27V263H26ZM65 264H68V262L65 263ZM70 264H71V262H70ZM77 264H78V263H77ZM86 264H87V263H86Z\"/></svg>", "mask_w": 264, "mask_h": 264}]
</instances>
